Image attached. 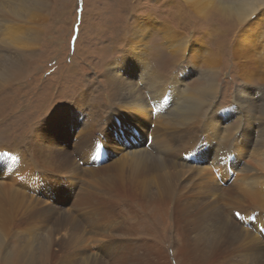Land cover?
Instances as JSON below:
<instances>
[{"label": "rangeland", "instance_id": "obj_1", "mask_svg": "<svg viewBox=\"0 0 264 264\" xmlns=\"http://www.w3.org/2000/svg\"><path fill=\"white\" fill-rule=\"evenodd\" d=\"M47 8L45 14L34 17V30L40 28L42 35L40 45L38 39L34 43L32 55L28 57L31 58L28 60L31 71L13 86L3 87L0 90V183H7L6 185L11 189L21 190L22 194L29 197L34 195L32 198H36L39 190L42 193L43 190H48V195L52 198L51 205L55 203L53 199L62 202V207H53L43 216L52 226V221L56 218L68 215L67 222L70 226L62 229L59 234L63 236L61 240L65 246L59 251V255H63L69 249H78L90 260H101L104 264H110V260L112 263L116 258L115 254L123 255L120 252L124 251L129 242L131 246L134 243V247L140 246L143 252L148 246H155L158 264H193L190 262V242L170 220L172 215H169L167 210H159L154 202L164 190L169 188L166 180L172 179H168L167 176H172L174 179L177 175H186V179H189L190 164L195 168L209 170L212 163L222 173V180L218 186H224L226 189L224 191L218 189L214 195L206 194L197 204H203L204 208L217 209L224 205L225 213L227 211L226 217L237 224L239 230L255 233L242 242V253H236L233 259L239 264H258V260H255L256 255L264 251V206L260 202L263 197L253 196L254 201L242 203V206L240 200L223 197L228 187L233 190L242 180H246L247 185H250L249 188L252 182L256 181L254 172H242L241 168L247 163V159L240 161L239 150L234 152L236 133L223 136L224 130H220L219 127L214 129L213 133H206L199 126L194 134L196 137H191L193 141L186 138L187 144L182 142L175 144L177 152L180 153L175 161L178 162V166L174 168L169 165L166 168L168 171L166 177L154 169L133 170V159L142 151L141 149H136L133 153L125 151L124 139L129 140L132 137L127 129L128 124L125 122L121 124V131L116 134L119 138L116 140L105 134L112 118L126 120L125 118H133L141 111L130 105L123 106L117 103L105 78L106 72L114 73L119 69L113 65L117 59H120L121 68H126L128 60L124 59L123 49L127 47L131 28L137 17L146 18L152 15L160 22H168L189 36L203 37L212 51H215L218 42L217 38H214L216 35L214 31L216 29L219 31L220 28L227 29L228 33L223 36L222 41L220 40L222 54L217 70L220 71L217 77L218 101L223 107H230L235 103L237 88L242 84L238 78L237 64L231 56L237 26L229 21H222L218 12L213 9L203 16L196 17L191 11L194 8L188 7L183 0H50ZM26 24L25 18L20 19L17 25L13 24L12 33L22 34ZM146 36L148 44L144 50L147 53L145 58L151 61L158 73L171 76L176 71L187 68L192 62L191 56L185 58L181 53L172 56L166 40L157 30L147 31ZM5 37L9 39L10 34H5ZM3 41L1 39L0 45L8 47L6 43H2ZM28 46L27 44L26 48ZM207 55L208 52H203V56L199 57L202 60L198 63V71H192L193 66H190V73L181 84L182 90L185 91L186 88L192 90L204 84V78L201 76L205 70H208L203 62V58L206 59ZM145 58L140 62L135 53L133 54L131 61L136 66L135 71H140L145 65ZM255 80L254 84H261L258 83V79ZM145 101L147 102L148 99ZM66 105L69 109L76 108L77 113L74 114L82 115L84 120L91 110L95 114L100 113V116H93L97 119L96 124L100 131H97L93 139H83L79 142L66 135L65 139L62 138L66 141L63 143L64 151H61L62 141L58 139L61 131L57 129V119H52V125L56 126L51 129L50 134H53V138L49 136L50 134L44 133L41 125L47 123V117H56V113ZM147 109L151 111L147 112ZM143 112L145 123L150 125V129L146 132L147 127L143 122L137 127H140L142 138L147 136L155 138L157 143L152 145L151 153L156 154L159 148L163 150L161 138L167 140L166 130L178 124L180 117L169 109H161L158 112L146 108ZM157 113L158 117H156ZM66 115V119L73 120L72 114L66 113ZM37 135L40 137L35 138ZM77 136L75 135V138ZM104 137H107L110 144L108 152L106 146L101 144ZM145 141H142L143 146ZM77 143H81L80 148H84V144L87 143L88 150L85 149L77 154L75 148ZM46 149H49V152ZM164 150L168 151L166 147ZM46 153L49 156L46 157ZM72 154H76V158L83 157L81 163L89 161L83 164V168H91L96 174L94 171L90 174L91 177L84 172L76 174L69 161ZM161 154L163 158L167 157L164 153ZM200 156L208 159V162H200ZM116 163H118L116 169H108L110 164ZM259 177L262 182L257 181L256 189L263 192L264 176L259 174ZM109 179L119 186L115 192L109 189ZM195 182L192 188L194 193L198 187L202 189L205 186L203 182ZM31 183L37 187H30ZM15 184L17 186H14ZM188 188L189 191L186 193L190 204V185ZM220 193L221 197L218 198ZM125 195L128 198H125ZM234 196L235 193H232V198ZM193 197L195 196L191 197V201ZM167 201L171 202L169 199ZM143 205L146 208H143ZM134 206H137L136 213L139 216L143 215L140 223L129 218ZM228 212L233 213L229 215ZM203 229L201 231H204ZM38 232L45 233L43 229ZM183 248H187L189 258L182 253ZM57 257L58 255H54V258ZM71 259L72 264H80L78 260ZM261 259L264 260V256ZM67 262L68 260H61V264ZM194 264H199V261Z\"/></svg>", "mask_w": 264, "mask_h": 264}, {"label": "bare ground", "instance_id": "obj_2", "mask_svg": "<svg viewBox=\"0 0 264 264\" xmlns=\"http://www.w3.org/2000/svg\"><path fill=\"white\" fill-rule=\"evenodd\" d=\"M49 1L50 0H0V41L3 39L4 41L2 43H6V46L8 45V47L0 45V90L3 87L13 86L31 71L28 67V60L31 58L28 59V57L32 55L34 43H36L38 39L40 45L42 35L40 28L34 30V17L36 18L46 13ZM183 2L188 7L194 8V10H189L193 11L196 17L203 16L213 9L218 12L219 18L222 21H229L237 26V31L234 36L235 44L234 47H232L233 52L231 56L237 64L238 78L241 80L242 84L237 88L234 99L235 103L230 107H223L218 101L219 83L217 77L220 71L217 70H219L218 63L221 61L222 54L220 48L222 44H220V42L223 40V36L228 33L226 32L227 29L220 28L219 31H216L217 29L214 31L217 35H215L214 38L216 37L218 42L215 51H212L209 49L210 47H208L203 37L196 38L191 35L189 36L187 33L174 28L173 25L168 22H160L152 15L146 18L137 17V22L135 21V24H133L131 28L127 47L123 49L124 59L128 60L126 68L122 69L119 63L120 59H117L113 62V65L119 69H116L114 73L106 72L105 78L112 91L113 98L117 103L119 102V104L123 106L130 105L141 111L133 118H125L126 120H123V118H119V120L112 118L108 124V131L105 134L108 137H114L116 140L119 138L116 134L121 131V124H123V122L128 124L127 129H129V134L132 135V137L129 140L127 138L124 139L125 151H127V153H133L136 149H141L142 151L138 153L135 158L133 157V170L154 169L157 170L159 174L166 177L168 172L166 168L169 165L174 168L178 166V162L175 161L177 155L180 153L177 152V146L175 144L177 142L187 144V140H192L191 137L194 136L199 126H201V129L206 133H213L214 129L217 127H219L220 130H224L223 136L236 133L234 152L239 150L238 156L240 161L247 159V163L241 168L242 172H254L256 181L254 180L251 184V188H249L250 185H247L246 180H242L235 185L233 190L228 187L223 197H229L227 199L231 200H240L242 201L240 205L242 203L254 201L255 198L253 196L263 197L260 202L264 206V191L262 192L256 189L257 181L262 182L259 180V178H261L259 174L264 176V0H183ZM24 18L27 23L24 32L19 35L12 33L14 30L13 24L17 25L18 21ZM155 30L161 33L163 39L166 40L167 48L172 56H177L178 54L176 53H181L185 58L191 56L193 58L191 60L192 62H190L191 65L189 64L187 68H182L174 74L171 73V76L158 73L156 67L151 64V61L145 58L147 53L144 51L148 44L146 32ZM7 33L10 34L9 39L5 37ZM15 38L16 40L14 43L13 41ZM24 38L27 39V42H25L26 39ZM27 44L29 45L28 48H26ZM203 52H208L206 59L203 58V62L208 69L205 70L201 76L204 78V84L192 90L187 88L185 91L182 90L181 84L184 78L189 75L190 66H193L192 71H198V63L202 60L199 57L203 56ZM134 53L140 62L145 58V65L142 66L140 71H135L136 66H134L131 61ZM255 79H258V83H261L258 84L259 86L254 84V81H256ZM144 89L147 91L144 92ZM254 95H257V97ZM145 99H148V101L146 102ZM146 108H152L158 110V112L161 109H169L171 112H174L177 117H180V122L178 124L176 123L171 129L166 130L168 138L167 140L161 138L163 150L159 148L156 154L151 153L152 145H156L157 143H155V138H149L150 136L142 138L140 127H137L140 122L145 123L146 121L143 112V109ZM146 111L150 112L151 110L147 109ZM66 113L72 114L74 117H72L73 120L66 119ZM74 113H77L76 108L69 109L68 105L63 106L62 110L56 113V117H47V123L41 125L44 133L49 135L51 129L56 128L55 125H52V119H57V129L61 131V135L58 136V139L62 141L61 151H64L63 143L66 141L62 138L65 139L66 135L79 142L83 139H93L97 131H100L97 128V119L93 117L94 115L100 116V113L95 114L91 110L87 114V118L84 117L86 121L83 119L82 115ZM231 113L234 114L232 115ZM158 116L157 113L156 117ZM84 121L85 123H83ZM145 126L147 127L146 132H148L150 125L145 123ZM183 130L190 132H184ZM75 135H78L77 138H75ZM49 136L53 138V134ZM38 137L40 136L37 135L35 138ZM194 137H196V135ZM142 141H145L144 146ZM87 143L84 144V148H80L81 143L75 144L77 154L87 149ZM101 144L106 146L105 149L108 152L110 144L107 137L101 140ZM230 144L229 146L232 147ZM49 146L51 147L50 143ZM164 147H166L168 151L164 150ZM46 151L49 152V149H46ZM161 153H164L167 157L164 156L163 158ZM47 156L49 155L46 153V157ZM97 156H99V153H97ZM77 157L78 158H76V154H72L69 157V161L72 164L71 168L74 172L76 174L84 172L89 176L93 174V169H86L85 166V169L83 168V164L89 163V161H83L81 163L83 157ZM156 157H158V159ZM199 161L208 162V159L200 156ZM117 167L118 163L110 164L108 169L113 170ZM203 171L206 172L202 175L201 173ZM33 173L32 171V174ZM188 173L190 174V176H188L189 179H186V175H177L174 179L172 176H167L168 179H172L166 180L169 188L164 190L163 193L157 197L154 204H156L159 210H167L169 215H172L170 216V220L183 236L187 238V241L190 242L191 263L194 264L197 260L199 264L237 263L236 259L233 258L236 256V253H242V242L246 238L252 237L255 233L252 234L245 230H239L236 226L237 224L235 225L229 220L230 218L226 217L227 211L225 213L223 208L224 205L217 209L216 207L204 208L203 204H197L206 194L210 193L214 195L218 189L221 191L226 189L224 186H218V183L222 180L221 170L212 163L209 170L195 168L193 164H190V172ZM94 174H96L95 171ZM195 181L199 183L203 182L205 186L202 189L198 187L194 193L192 188ZM108 182L111 192H115L119 188L112 179H109ZM6 184L0 183V263L61 264V260L65 259L68 260L67 264H72L71 258L78 260L80 264L103 263L101 260H90L86 257L87 255L84 256V252L78 249V251L69 249V251L66 252L67 254L64 253L63 255H59V251L65 247L61 240L63 236L61 237L59 234L62 229L68 228L70 224L67 222L68 215L56 218L52 221V226L49 225V220L43 217L51 208L56 206L62 207V202L60 200L56 202L53 199L55 203L59 204L55 205L54 203L51 205L50 200H52V198L48 195V190H43V193L39 190L36 198H32L34 195L29 197L22 194L20 192L21 190H13ZM29 185L30 187L35 186V184L33 186L32 183ZM189 185L190 204L187 201L188 197L186 193L189 191ZM14 186L17 185L15 184ZM38 186L42 187L41 185ZM19 188H21V185ZM129 193L131 194V192ZM232 193H235L234 198H232ZM193 195L195 197H193L191 201ZM217 197H221V193ZM116 198L119 199V197ZM125 198L128 197L125 195ZM167 199L171 200V202L169 203ZM45 201L48 203L46 204ZM143 208H146V206L143 205ZM135 209L137 210V206H134L132 212H130L129 218L140 223L143 215L139 216ZM147 211L149 212L148 209ZM253 211H255V209ZM243 218L248 219V217L244 216ZM165 219L169 220L168 218ZM209 222H212V224H209ZM41 229L45 231L44 234L38 232ZM199 229L200 232H198ZM202 229L204 231H201ZM39 235L43 236L40 237ZM190 235H193V237L189 238ZM122 244L125 243L122 242ZM128 244V249L125 247L124 251L120 252L123 255L118 256L115 254L116 258L112 263L110 260V264H158L156 252L154 251L155 246L153 247L150 245L143 252L140 246L134 247L135 243L133 246H131L129 242ZM58 246H60V248ZM182 253L186 255V258H189L187 248H183ZM54 255H58V257L54 258ZM263 256L264 251L256 255L257 258L255 260H258V264H264V260L261 259ZM238 261L240 260L238 259Z\"/></svg>", "mask_w": 264, "mask_h": 264}]
</instances>
